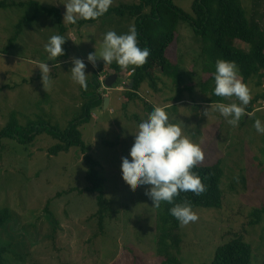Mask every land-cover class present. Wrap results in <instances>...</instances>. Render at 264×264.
<instances>
[{
	"label": "rangeland",
	"instance_id": "obj_1",
	"mask_svg": "<svg viewBox=\"0 0 264 264\" xmlns=\"http://www.w3.org/2000/svg\"><path fill=\"white\" fill-rule=\"evenodd\" d=\"M38 1L57 6L62 16L66 11V0ZM136 1L113 0L111 6ZM171 1L192 15L194 0ZM241 3L248 17L264 14L263 3ZM24 17L33 19L24 22L18 32L17 24ZM64 23L68 26L64 35L67 46L62 45L64 55L50 58L45 44L50 36L58 34L51 17L43 12L34 15L33 8L27 6L0 9V130L8 123L11 111L17 112L21 125L30 121L65 128L81 114L84 102L83 88L71 78L72 59L84 61L90 80L99 69L87 61V54L101 43L107 31L126 33L134 24L126 15L108 16L81 27ZM177 30L175 65L165 74L158 71L157 90L143 83L137 90L140 98L125 103L122 94L126 91H118L121 82L116 81L107 94L109 105L92 109L90 122L80 127L87 153L101 163L106 179L108 215L102 232L91 217L98 206L96 194L85 191L88 183L82 151L71 148L49 155L48 148L55 140L45 133L30 145L1 141L0 207L10 208L13 214L0 228V246L7 249L6 264H140L137 258H142L143 264H160L156 256L157 210L145 195L148 186L131 188L120 170L121 157L128 155L134 139L132 133L154 105L165 108L183 134L200 144L205 159L198 164L220 162L224 172L222 207L195 208L198 220L180 224L179 261L210 263L216 249L239 234L251 249V264H264V213L257 223L249 224L253 210L264 205V134L253 126L257 118L264 124V100L253 102L251 111L247 109L250 103L246 106V112L255 113L254 117L245 115L237 126L230 125L201 93L200 83L208 74L202 70L200 40L186 22L181 21ZM9 39H13L12 45ZM171 53L175 54L174 49ZM44 62L50 68L46 74L36 66ZM247 86L251 100L264 91V84L257 87L250 81ZM177 96L179 100L175 101ZM232 102L239 104L234 96L225 97L223 103Z\"/></svg>",
	"mask_w": 264,
	"mask_h": 264
},
{
	"label": "trees",
	"instance_id": "obj_2",
	"mask_svg": "<svg viewBox=\"0 0 264 264\" xmlns=\"http://www.w3.org/2000/svg\"><path fill=\"white\" fill-rule=\"evenodd\" d=\"M254 1L257 5L259 3L264 4V0ZM11 6L32 7L34 15L43 12L47 17L54 20L58 35L64 36L68 30V26L63 21L61 10L57 6H45L38 0L25 2L0 0V9H7ZM125 15L133 19L138 33V45L141 48L147 46L151 50L147 63L140 67L130 65L127 68H133L134 74L131 78L133 81L132 88L122 94L125 103L140 98L137 90L143 83H147L153 90H157V81L160 79L158 71L165 74L171 66L175 65L179 36L177 27L181 21L186 22L191 27L195 37L200 40L202 70L208 74L207 78L200 83L201 93L206 96V103L215 104L225 101V97L213 94V73L215 61L218 58L235 61L239 68L241 80L246 85L250 81L254 82L257 87L264 84V14L259 17H256L255 14L248 17L241 0H194L192 15L174 5L171 0H137L131 4L120 3L111 6L103 16L96 20L81 19L76 24L70 25L81 27L86 23H95L108 16L123 17ZM32 19L33 17L21 19L17 24L18 32L22 30L24 22H29ZM12 42L13 39H9L10 45ZM239 44L246 48L240 47ZM63 46H67L66 39ZM173 49L175 54L172 55ZM104 65L106 64L103 62L98 63V69H102ZM108 66L116 74L125 70L121 69L115 62ZM99 86L100 83L95 71L91 79L87 81V87L83 88L84 102L81 106V114L71 119L65 128L47 123L35 124L30 121L21 125L17 120V112H9L8 123L0 130V144L3 139H10L21 145H30L38 135L45 133L55 140L54 144L48 148L49 155L56 156L61 152L69 151L71 148L82 151L84 153L83 162L86 166L85 180L88 183L85 191L96 194L95 200L98 206L91 217L96 219L97 229L102 232L108 215L105 199L106 179L102 172L101 163L87 153L88 147L82 139L80 129L83 124L90 122L91 110L103 104ZM2 88L0 87V90ZM258 98L264 100V91L251 100L247 106L249 111H251L252 103ZM175 99L178 101L179 96ZM146 105L147 108H151L149 104ZM135 118L139 121L136 116ZM192 171L200 176L206 190L200 195H195L192 192H181L174 198V203L188 200L193 209L198 207L221 208L223 202L221 182L224 172L220 162L208 165L197 164ZM170 207L172 205L166 202H161L158 208L155 207L157 210L155 224L156 256L161 260L160 264H182L177 256L182 242L179 232L180 223L170 214ZM262 213H264V205L255 208L251 215L253 219L249 221V224L257 223ZM12 217L10 208L0 207V228ZM54 223L57 225L56 221ZM6 252V247L0 246V264H6ZM137 259L140 260V264H143L142 258ZM251 259L252 253L249 245L244 241L242 235L235 234L230 241L216 249L214 258L210 263L201 264H251Z\"/></svg>",
	"mask_w": 264,
	"mask_h": 264
},
{
	"label": "clouds",
	"instance_id": "obj_3",
	"mask_svg": "<svg viewBox=\"0 0 264 264\" xmlns=\"http://www.w3.org/2000/svg\"><path fill=\"white\" fill-rule=\"evenodd\" d=\"M112 2L113 0H66L63 3L66 9L63 21L76 24L81 19L96 20L109 10ZM137 36L134 24L129 25L128 31L122 34L109 30L103 35L101 43L87 54L86 59L93 68L97 67L98 57L103 64L115 62L121 69H127L130 65L140 67L147 63L151 50L147 46L141 48ZM64 43V36L52 35L45 44V52L50 58L62 56ZM72 65V80L81 88H86V64L82 59L75 57L72 59ZM36 66L42 74L50 72L46 62ZM108 69L111 70L110 67ZM213 79L214 95L226 98L234 96L239 101V104L216 102L211 105L214 111L219 112L232 126H237L242 116H255V113L246 112V106L251 101V93L248 86L239 78V68L235 61L218 58L215 61ZM116 81H119L118 78ZM114 84L112 87L106 84L109 90L103 91H107L108 94V91L114 89ZM118 87H116L118 91L130 90L128 85L123 90ZM99 92L102 96V90L99 89ZM104 97L109 96H102ZM206 111L207 109L205 115ZM253 126L258 133L264 134V124L260 119H254ZM132 134L134 139L128 155L121 157L122 179L133 189L147 185L145 195L152 201V206L158 208L161 202L171 204L169 212L181 225L196 222L198 215L193 211L191 202L184 200L174 203V198L181 192L200 195L206 190L200 176L192 171L205 159L200 144L183 134L181 126L172 122L165 108L158 105H154L146 117L140 120Z\"/></svg>",
	"mask_w": 264,
	"mask_h": 264
},
{
	"label": "built area",
	"instance_id": "obj_4",
	"mask_svg": "<svg viewBox=\"0 0 264 264\" xmlns=\"http://www.w3.org/2000/svg\"><path fill=\"white\" fill-rule=\"evenodd\" d=\"M112 73L111 70L108 68L103 67L100 70H96L97 79L100 83L99 89L101 90H109L105 84V80L107 76H109ZM134 74V69H125L121 73H118L117 78L121 82L118 89L123 90L127 87L128 83L131 80L132 75ZM107 93H103L102 96H106ZM264 102V101H263Z\"/></svg>",
	"mask_w": 264,
	"mask_h": 264
},
{
	"label": "water",
	"instance_id": "obj_5",
	"mask_svg": "<svg viewBox=\"0 0 264 264\" xmlns=\"http://www.w3.org/2000/svg\"><path fill=\"white\" fill-rule=\"evenodd\" d=\"M97 57H98V53H97ZM100 62H102V61L99 60V57H98L97 64ZM116 78H117V74H115V73L107 76V78L105 80V84H107V86H109V87H112L116 81ZM132 85H133V81L131 80L128 84V89H131ZM108 104H109V97H104L103 98V107L106 108L108 106Z\"/></svg>",
	"mask_w": 264,
	"mask_h": 264
},
{
	"label": "crops",
	"instance_id": "obj_6",
	"mask_svg": "<svg viewBox=\"0 0 264 264\" xmlns=\"http://www.w3.org/2000/svg\"><path fill=\"white\" fill-rule=\"evenodd\" d=\"M109 101H110V99H109Z\"/></svg>",
	"mask_w": 264,
	"mask_h": 264
}]
</instances>
